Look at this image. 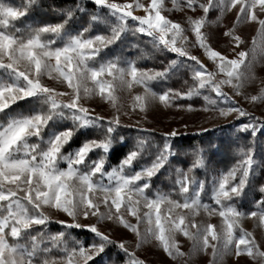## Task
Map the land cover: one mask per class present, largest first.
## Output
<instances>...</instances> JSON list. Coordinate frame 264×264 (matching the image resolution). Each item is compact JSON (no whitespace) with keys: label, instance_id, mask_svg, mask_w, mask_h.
Here are the masks:
<instances>
[{"label":"snow or ice","instance_id":"snow-or-ice-1","mask_svg":"<svg viewBox=\"0 0 264 264\" xmlns=\"http://www.w3.org/2000/svg\"><path fill=\"white\" fill-rule=\"evenodd\" d=\"M88 3L98 10L89 14ZM34 4L0 0V264H117L121 255V264H147L137 251L149 242L176 264H190L199 253L209 256L207 264L241 254L264 264V248L241 226L248 217L264 229V141L256 143L264 117L235 98L264 101V83L248 91L255 64L264 60V0H171V7L163 0H76L53 8L54 22L17 27ZM197 8L202 14L182 20L163 14ZM233 11L221 33L227 55L205 28ZM245 22L258 26L242 47L237 29ZM158 53L164 58L157 62ZM173 79L186 88L169 87ZM201 96L200 105L181 102ZM96 99L110 114L89 106ZM156 104L208 113L209 120L234 114L232 122L197 127L196 135L227 128L236 133L233 142L241 134L252 139L238 149L240 159L216 168L215 148L206 153L203 140L183 144L177 128L157 135L141 120L123 122L138 113L147 122ZM163 173L167 183H156ZM250 189L257 195L246 201ZM201 213L219 223L198 221ZM104 222L113 230H102ZM53 223L60 226L54 232ZM119 227L134 235V247L114 236ZM76 230L91 240L78 239ZM178 235L190 242L187 251Z\"/></svg>","mask_w":264,"mask_h":264},{"label":"rangeland","instance_id":"rangeland-1","mask_svg":"<svg viewBox=\"0 0 264 264\" xmlns=\"http://www.w3.org/2000/svg\"><path fill=\"white\" fill-rule=\"evenodd\" d=\"M118 2H123V0H118ZM144 2H147V0H144ZM166 7H171V0H163ZM185 13L188 15H200L201 10L197 8L195 11L189 10V9H182L181 11H173L171 13L165 12L164 15H168L169 18L173 20H182ZM135 14L142 15L143 10L137 9L135 10ZM218 13L216 11H213L210 13L208 19L214 20L216 15ZM234 20V11L233 12H226L224 19L222 20L220 25H207L205 28V31L212 32L216 35V38L212 41V44L214 47H216L221 52L232 55L231 52L228 51L224 45L227 42V38L223 37L221 33L224 30V26H231V22ZM256 23L251 22H245L241 24L237 32L242 36L245 43L242 45V47H247L248 44L251 42V37L255 34V30L257 28ZM189 38L192 39L191 35L189 34ZM239 50V49H237ZM193 54L200 56V58L204 61V63L211 68V63L206 59V57L203 56L202 51L199 48H193L191 49ZM254 75L257 78L256 81L252 83V85L248 88V91H253L257 89L260 86V83H264V60H260L258 63L254 66ZM46 82L49 84H52L53 82L51 80H47ZM226 91H230L229 89H226ZM122 96V102L127 106V93L121 94ZM237 100L240 101V103L248 109L249 112L253 113V115L257 118L264 117V101H258L255 104H250L246 101H244L241 97L237 96L235 97ZM182 103H189L192 102L195 105H200L203 103V98L201 97H193L191 100H182ZM89 106L92 108H95L97 112H100L101 114H110L111 110L109 106L106 103L100 102L98 99L93 100L89 103ZM155 111H151L148 115V121L144 122L142 120L143 114H136L131 119L128 117L123 118V122L126 124H132L136 120H141V122L146 127H154L156 129L162 130V131H168L171 128H177L181 133H184V135H190V134H196L197 127L204 126L205 128L210 127L212 124H218L222 125L228 122H231L233 120L234 114H231L227 117V121L223 117L215 118L209 120L208 113H202V112H196L193 114L185 113V112H179L175 108L170 109H163L158 104L154 105ZM215 115V114H211ZM187 123L189 127L185 130L184 128L180 127L181 124ZM63 218V217H61ZM197 220H206L207 222H211L214 224L219 223L218 217H206L203 213H201ZM91 222H94L91 221ZM134 222V220H133ZM241 226L248 230L253 232V234L256 236L258 242H260V245L262 248H264V240L261 239L262 235H264V229H262L257 221H254L252 218L244 217L241 220ZM99 227L103 229H109L113 230L112 226L110 225V222H104ZM114 236L116 238H124L126 240L132 241V244L129 245L130 247L135 246V237L132 233L128 232L127 230L123 229L122 227L115 228L114 229ZM177 239L180 241L181 247L184 251H187L190 247V242L183 237L182 235H178ZM210 251V250H209ZM137 255H139L142 259H145L147 264H176V262L172 261L170 257H168L161 249L156 247L154 242H149L141 247L137 251ZM209 259V256L205 253H199L193 256L192 260L190 261V264H207V261ZM224 264H258V261L254 262L249 257H247L246 254H241V256L237 259H234L232 256L225 257Z\"/></svg>","mask_w":264,"mask_h":264},{"label":"trees","instance_id":"trees-1","mask_svg":"<svg viewBox=\"0 0 264 264\" xmlns=\"http://www.w3.org/2000/svg\"><path fill=\"white\" fill-rule=\"evenodd\" d=\"M13 3H15L16 5H21L22 4V0H12ZM76 2V0H35V4L33 5V7L30 10V13L28 15V17L26 19H24L22 22L17 23V27H24L28 24H32L33 26L41 23V22H54L56 17L59 15L58 12H53V8H62L65 7L66 5L69 4H74ZM87 8L89 9V14L93 11V10H98V9H94L93 5L88 3ZM80 14L78 13L77 16H79ZM84 21L87 20V16H85L83 18ZM129 27H131V24L129 25ZM129 38L131 39V33H129ZM147 38L146 37H140L141 41H145ZM135 42V41H134ZM142 46H144L142 44ZM150 47V46H149ZM125 54L128 55H136V52L133 50H128ZM163 54H157V62L160 59H163ZM141 66H153L151 62H149L147 65H141ZM185 79H187L185 77ZM189 83H191V81H188ZM169 87H185L186 85H183L181 80H177V79H173L172 81L169 82L168 84ZM21 108L25 107L24 105H20ZM0 119H3L2 116H0ZM233 121V120H232ZM231 121V122H232ZM146 127V126H144ZM149 129H155L157 132V135L160 132H163L162 130L156 129L154 127H146ZM229 129H225L224 133H221L219 131L217 132H211L209 133L207 136H199L196 134H190V135H183L181 137L180 142L183 144H200L201 140L204 141V144L202 145L205 149H206V153L207 151H210L212 148H215V151L212 154V161L210 162L212 166L216 167V168H223L225 166H229L233 163H235V161L237 159H240L241 157L238 155V149L241 146H249L247 145V142L250 141L252 139V137L250 135L245 136L244 134H241L239 136V138L233 142L232 137L236 136L235 132H232L231 135H228L229 133ZM127 134V133H125ZM133 136H135V133L132 134ZM258 139L256 141L257 145H260L261 141H264V133H261L258 131ZM217 137H220V139H217ZM211 141V145H209L208 141ZM259 150V149H258ZM187 159H191V157H188ZM257 159H259V157H257ZM113 163H115V160L112 161ZM175 163V162H174ZM186 166V165H184ZM259 171V170H257ZM201 174V173H198ZM167 175V173H163L159 178H157L156 183H160L161 180H164V177ZM164 183H167L166 180H164ZM164 184H161V187H163ZM257 195V193H255L253 190H249V193L246 197V201H250L251 198ZM247 206V204L245 205ZM51 228V230L57 231L59 229V225L53 223L49 226ZM74 236H76L78 239H87V240H91V236L86 233L85 231H80V230H76L72 233ZM115 253L114 249L109 250V259L113 258V255ZM54 255L57 253H53ZM122 255L121 256H116V260H117V264H121L122 261Z\"/></svg>","mask_w":264,"mask_h":264}]
</instances>
